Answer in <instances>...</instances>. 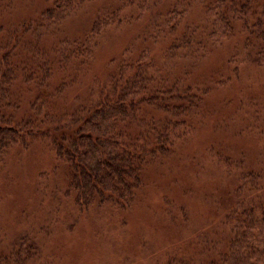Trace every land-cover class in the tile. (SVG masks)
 <instances>
[{"label": "rangeland", "instance_id": "1", "mask_svg": "<svg viewBox=\"0 0 264 264\" xmlns=\"http://www.w3.org/2000/svg\"><path fill=\"white\" fill-rule=\"evenodd\" d=\"M109 3L86 0L46 32L35 20L50 7V0H0V37L20 30L19 26H26L25 34L42 33L29 46L22 45L44 54L35 52L37 64L45 61L53 66L41 92L32 82L29 86L14 82L19 103L16 114H28L36 100L67 114L94 104L97 91L116 67L143 57L160 69L165 82L210 86L202 115L190 119L189 129L175 141L169 156L142 168L140 187L133 202L124 207L110 203L77 206L75 195L67 193V166L44 141L11 148L0 162V258L13 249L17 238L26 236L37 248L30 264H174L180 259L198 264L206 257L205 263L210 258L202 253L204 242L214 241L219 247L220 223L236 202L237 188L236 178L222 175L211 164L210 153L264 173V78L251 62L264 39L234 26L232 37L219 44L205 42L192 61L164 60L162 54L173 36L162 26L160 4L138 20L107 28L93 42L91 56L79 58L71 53L81 43L91 42L89 25L107 11ZM183 3L188 5L183 7L180 29L200 36L209 27L210 15L198 1ZM254 3L264 7V0ZM250 27L255 32L256 26ZM259 29L264 36V26ZM14 52L17 60H29L25 49L18 46ZM62 54L71 57L64 59ZM33 61H28V68ZM235 169L240 170L239 166ZM260 194H264V184Z\"/></svg>", "mask_w": 264, "mask_h": 264}, {"label": "trees", "instance_id": "2", "mask_svg": "<svg viewBox=\"0 0 264 264\" xmlns=\"http://www.w3.org/2000/svg\"><path fill=\"white\" fill-rule=\"evenodd\" d=\"M85 1L50 0V7L35 21L48 32L50 26H59ZM195 1L210 15L209 27L203 29L200 36L179 27L186 11L183 7L188 5L183 0H110L107 11L96 14L89 25L91 42L86 46L81 43L71 53L79 58L91 56L93 42L107 28L138 20L160 4L165 24L162 26L167 35L173 36L171 45L162 54L164 60L182 57L192 61L196 52L204 49L205 42L219 44L232 37L234 26H243V31L249 35L256 34L260 41L264 39L259 32V26H264V7L255 6V0ZM250 26H256L255 32ZM18 28L20 30L4 32L0 37V162L14 146L25 148L34 140H42L67 166V193L75 195L77 206L130 205L135 190L140 187L142 168L170 154L175 141L189 129L190 119L192 121L199 113L202 115L204 97L210 86L197 88L178 80L165 82L160 69H154L140 57L136 63L115 68L108 83L97 91L94 104L67 114L54 105L36 100L29 106L28 114L19 117L14 82L19 81L24 86L32 82L41 92L51 78L53 66L45 61L37 64L35 52L38 56L44 54H39L34 46L30 50L22 45L29 46L42 33L25 34L26 26ZM18 46L27 51L29 60L34 59L30 68L29 60H17L14 51ZM70 57L71 54L61 55L64 59ZM251 62L264 78L263 43ZM153 113L157 116H151ZM212 152L211 164L222 175L236 178V202L220 223L219 247L214 241L204 242L202 253L210 259L204 263L206 257L202 256L204 259H199L198 264H264V194H260L264 173L243 169L242 161ZM36 256L34 242L22 236L14 241L13 249L0 258V264H30ZM174 264L190 263L180 259Z\"/></svg>", "mask_w": 264, "mask_h": 264}]
</instances>
